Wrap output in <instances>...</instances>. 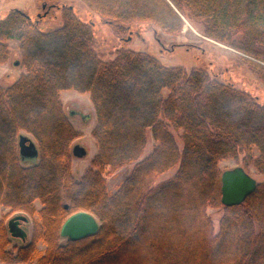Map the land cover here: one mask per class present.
<instances>
[{
    "label": "trees",
    "instance_id": "trees-1",
    "mask_svg": "<svg viewBox=\"0 0 264 264\" xmlns=\"http://www.w3.org/2000/svg\"><path fill=\"white\" fill-rule=\"evenodd\" d=\"M36 1L60 9L64 24L44 32L39 23L47 17L34 20L19 9L0 18V65L16 40L19 67L26 70L11 85H0V208L33 216L31 239L20 246H12L0 223V262L264 264V183L243 204L226 207L219 168L243 153V164L264 174V105L206 69L168 67L145 51L117 49L104 61L93 24L64 3H85L121 34L138 23L176 34L188 15L264 79V0ZM62 91L89 94L96 112L98 151L81 178L72 173L71 150L81 133L69 120ZM171 126L183 130L182 150ZM148 131L155 145L141 159ZM21 132L38 144L36 164H22ZM132 163L118 189L108 190L103 171ZM176 166L173 177L157 183ZM209 207L223 208L218 233ZM80 211L97 217L98 232L63 242V223Z\"/></svg>",
    "mask_w": 264,
    "mask_h": 264
},
{
    "label": "rangeland",
    "instance_id": "rangeland-1",
    "mask_svg": "<svg viewBox=\"0 0 264 264\" xmlns=\"http://www.w3.org/2000/svg\"><path fill=\"white\" fill-rule=\"evenodd\" d=\"M64 3L74 5L78 17L84 22L93 24L98 41V50L101 51L100 56L104 61H111L115 57L117 49L128 48L136 51H145L159 58L168 67H185L187 70H191L193 67L206 69L220 81L230 82L237 88L248 91L264 105V79L258 73L259 71L254 70L256 68L252 67L243 58L241 53L233 49L229 44L208 37L205 32V26L196 22L188 15H182L184 26L176 34H168L164 31L156 32L153 26L144 23L134 24L129 32L121 34L85 3L81 1H66ZM13 9L25 11L34 20L42 15L47 17L39 23L40 29L44 32L55 30L64 24V18L60 9L55 8L50 11L51 9L47 5L43 9V5L36 0H0V18H5ZM48 11L50 13L46 15ZM9 46L11 50L10 59L6 64L0 65V85L2 86L11 85L22 74L26 73L25 68L19 67V61H21L20 43L13 40L9 42ZM61 100L70 122L81 133V136L73 142L71 150L76 145H80L86 150V156L80 158L73 155L72 159V173L76 178H81L85 171L92 166L93 159L98 151L97 144L92 136V131L96 125L95 108L89 94H82L76 91H62ZM74 110L77 113L71 115L70 111ZM170 131L174 134L177 144L182 150L184 147L182 139L183 130H176L171 126ZM22 135L37 143L31 134L21 132L20 136ZM147 136L148 144L141 159L147 157L155 145L151 131H148ZM253 154L258 156V150L254 148ZM243 158L244 154L242 153L239 160L226 159L221 161L219 168L222 172H225L236 167H243L258 183H264V174L260 173L253 164L245 166ZM22 164L25 166L32 165V163L23 161ZM134 166L135 163L117 170L106 168L103 171V176L106 179L108 190L115 192L120 183L130 175ZM177 169L178 167L176 166L171 171L160 176L157 183L173 177ZM35 207L39 211L42 205L37 201ZM207 212L214 221L215 233H218L223 208L209 207ZM18 215H24L29 219V223L23 225L24 229L28 232L29 241L33 228V216L30 214L2 207L0 208V223L7 226L8 221ZM65 241L66 238H63V242ZM22 244L20 239L14 238L12 240V246H20ZM39 248L44 250L45 246L40 244ZM0 264L4 263L0 262ZM26 264L35 263L29 262Z\"/></svg>",
    "mask_w": 264,
    "mask_h": 264
},
{
    "label": "water",
    "instance_id": "water-1",
    "mask_svg": "<svg viewBox=\"0 0 264 264\" xmlns=\"http://www.w3.org/2000/svg\"><path fill=\"white\" fill-rule=\"evenodd\" d=\"M45 8L46 5H43V9ZM72 151L76 157L86 156L85 148L80 145H76ZM19 156L23 162L36 164L39 160L37 143L28 137L20 136ZM221 181L222 204L226 207L243 204L258 186V182L243 167L223 172ZM27 223L29 219L24 215L11 218L7 223L11 237L26 242L29 236L23 225ZM99 227L100 223L96 216L87 211H80L65 220L61 228V236L70 240H78L97 233Z\"/></svg>",
    "mask_w": 264,
    "mask_h": 264
},
{
    "label": "flooded vegetation",
    "instance_id": "flooded-vegetation-1",
    "mask_svg": "<svg viewBox=\"0 0 264 264\" xmlns=\"http://www.w3.org/2000/svg\"><path fill=\"white\" fill-rule=\"evenodd\" d=\"M77 112H75V110L74 111H70V114L71 115H74V114H76Z\"/></svg>",
    "mask_w": 264,
    "mask_h": 264
}]
</instances>
